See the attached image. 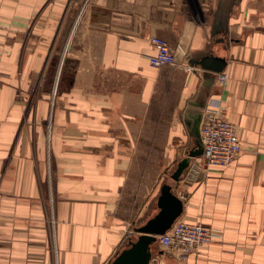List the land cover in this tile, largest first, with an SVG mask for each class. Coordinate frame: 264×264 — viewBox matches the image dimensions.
Returning a JSON list of instances; mask_svg holds the SVG:
<instances>
[{"label": "crops", "instance_id": "obj_1", "mask_svg": "<svg viewBox=\"0 0 264 264\" xmlns=\"http://www.w3.org/2000/svg\"><path fill=\"white\" fill-rule=\"evenodd\" d=\"M152 36L175 65H149ZM207 56L224 84L183 66ZM44 68L62 69L51 115L49 89L33 94ZM173 94L167 149L185 150L189 115L216 100L242 150L172 185L179 219L212 242L182 260L156 242L149 264H264V0H0V264H111L135 242L161 184L132 153Z\"/></svg>", "mask_w": 264, "mask_h": 264}, {"label": "built area", "instance_id": "obj_2", "mask_svg": "<svg viewBox=\"0 0 264 264\" xmlns=\"http://www.w3.org/2000/svg\"><path fill=\"white\" fill-rule=\"evenodd\" d=\"M154 55L148 58L153 68H162L176 64L175 50L166 40L158 36L150 38ZM190 70L189 64H183ZM215 81L222 85L226 81L224 74H216ZM202 154L192 159L184 172L188 178H194L201 171L210 168H222L232 163L241 153V145L236 134V126L225 118L224 109L219 101L212 100L201 111L199 125ZM214 237L211 228L201 224L189 223L177 219L171 228L157 242L164 250L182 260L197 255L209 245ZM128 242H125L124 245Z\"/></svg>", "mask_w": 264, "mask_h": 264}, {"label": "rangeland", "instance_id": "obj_3", "mask_svg": "<svg viewBox=\"0 0 264 264\" xmlns=\"http://www.w3.org/2000/svg\"><path fill=\"white\" fill-rule=\"evenodd\" d=\"M63 62H66L69 58L68 55H64ZM55 63V58H52L51 65ZM53 67L55 65H52ZM56 67V66H55ZM46 74V82L41 83V76ZM62 69L59 70H49L47 71L45 68L40 69L38 72H34V81H33V94L36 96L38 94H42L41 90L45 91V88L49 89V96H50V115L51 110L55 109L56 106V98L59 95L60 90L62 91ZM44 79V78H43ZM48 82V83H47ZM49 84V85H48ZM44 93V92H43ZM169 97V95H168ZM176 96L170 95L168 101L165 102L164 109L166 110L162 114L164 116L153 117L151 119H147L145 122V129L146 134L143 136L139 142H141V149L133 151L132 153V161L134 164L135 172L141 177V174L145 177V186H157L158 184H175L170 175L172 171L176 168V158L174 155H177L178 158L182 156L185 157L186 152H188L194 145L192 138H190V142L188 147L185 150L181 151H173L171 148L170 150L167 149L169 146H177V139H173L171 144V137L168 134V131L174 124V121L178 123V119L170 118L171 111L173 106V102ZM170 99V101H169ZM168 110V112H167ZM189 133V129H188ZM182 157V158H183ZM200 253V252H199Z\"/></svg>", "mask_w": 264, "mask_h": 264}, {"label": "water", "instance_id": "obj_4", "mask_svg": "<svg viewBox=\"0 0 264 264\" xmlns=\"http://www.w3.org/2000/svg\"><path fill=\"white\" fill-rule=\"evenodd\" d=\"M191 67H199L212 74H220L225 67V61L211 56L202 57L195 61ZM201 113H192L186 122L189 137L193 140V147L180 159L170 178L174 183L179 182L189 167L192 159L200 157L202 146L199 134ZM158 212L148 219L146 223L135 230L140 236L135 242H129L128 248L122 250L111 264H149L150 246L157 242V237L164 235L180 218L183 212V203L173 193V186L162 184L156 203Z\"/></svg>", "mask_w": 264, "mask_h": 264}, {"label": "bare ground", "instance_id": "obj_5", "mask_svg": "<svg viewBox=\"0 0 264 264\" xmlns=\"http://www.w3.org/2000/svg\"><path fill=\"white\" fill-rule=\"evenodd\" d=\"M199 134H200V132H199Z\"/></svg>", "mask_w": 264, "mask_h": 264}]
</instances>
